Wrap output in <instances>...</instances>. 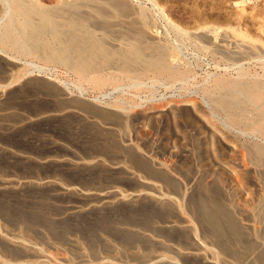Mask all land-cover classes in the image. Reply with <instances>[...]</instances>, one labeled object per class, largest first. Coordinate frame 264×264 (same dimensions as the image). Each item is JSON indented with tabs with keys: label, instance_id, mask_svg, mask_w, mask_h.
<instances>
[{
	"label": "rangeland",
	"instance_id": "rangeland-1",
	"mask_svg": "<svg viewBox=\"0 0 264 264\" xmlns=\"http://www.w3.org/2000/svg\"><path fill=\"white\" fill-rule=\"evenodd\" d=\"M22 2L0 0V264H264V105L221 99L264 87V0Z\"/></svg>",
	"mask_w": 264,
	"mask_h": 264
},
{
	"label": "bare ground",
	"instance_id": "bare-ground-1",
	"mask_svg": "<svg viewBox=\"0 0 264 264\" xmlns=\"http://www.w3.org/2000/svg\"><path fill=\"white\" fill-rule=\"evenodd\" d=\"M9 2L11 3L12 2V4L13 5H16V6H18V8L19 9H21L22 10V12H25V9H23V2H22V0H9ZM11 5V4H10ZM15 6V7H16ZM13 8H14V6H13ZM14 10V9H13ZM17 11H18V9H17ZM7 12H10V9L8 10V8H7ZM26 13V12H25ZM5 14H7L8 15V13H5V11H1L0 10V19H3L4 18V16H5ZM18 14H19V12H18ZM23 14V13H22ZM13 15H15L14 13H13ZM12 17V16H11ZM14 17V16H13ZM9 19V18H8ZM8 21V20H7ZM14 21H15V19H14ZM25 21H27V20H25ZM16 22V21H15ZM15 22H13V20L12 19H10L9 20V25L10 26H12L13 25V23H15ZM8 24V23H7ZM6 24V25H7ZM30 24V23H29ZM27 25V24H26ZM14 26H15V24H14ZM18 27V26H17ZM10 28V27H9ZM16 29V28H15ZM7 30V31H6ZM6 30H4L5 31V36L7 37V39H8V37H10V31L8 30V28L6 29ZM15 32V31H14ZM22 34V33H21ZM14 35V34H13ZM27 36V35H26ZM11 38V37H10ZM24 38H25V35H24ZM17 39H18V37H17ZM20 39V38H19ZM18 39V40H19ZM21 40V39H20ZM8 41V40H7ZM15 41H17L16 39H15ZM21 42H22V40H21ZM18 44H19V42H18ZM20 46H21V44H19ZM15 46V45H14ZM17 49V48H16ZM22 49V48H21ZM134 54V53H133ZM222 81V80H221ZM221 81H219V82H216V84H217V86L218 87H220V88H225V82L223 83V82H221ZM241 83V82H240ZM243 83V82H242ZM230 86V87H229ZM227 87V86H226ZM216 88V87H215ZM228 88L229 89H231V91H232V93H233V95H230V97H231V99H230V97L228 98V95H227V97L226 98H228V99H223V98H221L222 99V103L223 104H225L228 108H233V109H235L236 107H238L237 106V104H238V102H239V98L241 97V99H244V100H246L247 102H249V103H253V105L252 106H254V103H256V102H261V104L263 103V105H264V87H262V86H260L259 84H258V86L256 87H253V88H248V87H245V85L243 86L242 84H236V83H232V84H228ZM224 91H226L225 89H224ZM227 92V91H226ZM224 96V95H223ZM220 100V99H219ZM217 101V100H216ZM219 102H221V101H219ZM259 102V103H260ZM214 104V103H213ZM247 104V103H246ZM217 105V104H216ZM239 105V104H238ZM219 106V105H218ZM217 106V107H218ZM222 106V104L220 103V107ZM226 107V108H227ZM241 107V106H240ZM222 108H225V107H222ZM239 109V108H238ZM243 109V108H242ZM234 111V110H233ZM238 111V110H237ZM240 112V111H239ZM262 112V117H263V113H264V110H262L261 111ZM246 113V112H245ZM227 114V113H226ZM239 114V113H238ZM243 114H244V111H243ZM242 114V115H243ZM261 114V113H260ZM233 116H235V115H233ZM245 116V115H244ZM261 116V115H260ZM242 117V116H241ZM259 120V119H258ZM256 121V120H255ZM257 122V121H256ZM261 122V121H260ZM261 124V123H260ZM256 125H254V127H255ZM262 126H264V125H262ZM250 128V127H249ZM258 127L256 126V129H257ZM263 128V127H262ZM253 130V129H252ZM259 131V130H258ZM260 132V131H259ZM261 132L263 133L264 132V130L262 131L261 130ZM260 132V133H261ZM256 133V132H255ZM254 133V134H255ZM262 138V137H261ZM251 145V144H250ZM255 146H257V145H255ZM254 146V147H255ZM257 148V147H256ZM255 148V149H256ZM255 149H254V154H257V152H259V151H257L256 153H255ZM261 149V148H260ZM252 150V149H251ZM262 150V149H261ZM262 153H264V151H261ZM261 153V154H262ZM259 154H260V152L258 153V158H260V156H259ZM263 155V154H262ZM257 156V155H256ZM109 192H111V190L110 189H102V190H100V191H98L97 192V195H98V199H100L99 201H102V200H104V199H106V198H108L107 197V193H109ZM113 192V195L115 196V197H117V196H121V194L118 192V191H112ZM76 206H73V208H75ZM200 213L203 215V217L205 218V220L215 229V231L217 232V233H222L221 232V229H222V225H223V223H222V219H224V217H226L225 215H224V213L222 212V210L221 209H219V208H213V209H205V207H204V209L202 210V209H200ZM227 220H229V219H227ZM153 257L154 258H156L157 257V255H153Z\"/></svg>",
	"mask_w": 264,
	"mask_h": 264
}]
</instances>
